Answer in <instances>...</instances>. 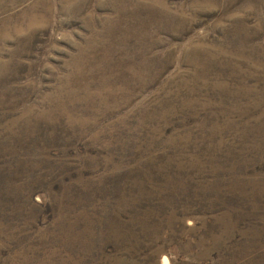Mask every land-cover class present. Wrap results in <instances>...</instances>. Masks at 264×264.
<instances>
[{"label": "rangeland", "instance_id": "1", "mask_svg": "<svg viewBox=\"0 0 264 264\" xmlns=\"http://www.w3.org/2000/svg\"><path fill=\"white\" fill-rule=\"evenodd\" d=\"M0 264H264V0H0Z\"/></svg>", "mask_w": 264, "mask_h": 264}]
</instances>
